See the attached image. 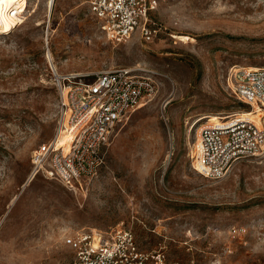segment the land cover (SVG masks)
<instances>
[{"label":"rangeland","instance_id":"1","mask_svg":"<svg viewBox=\"0 0 264 264\" xmlns=\"http://www.w3.org/2000/svg\"><path fill=\"white\" fill-rule=\"evenodd\" d=\"M9 0L0 29V264H68L66 235L128 229L172 264H264V156L222 179L195 172L200 117L251 111L231 68L264 67V0H158L162 32L107 40L87 0ZM49 10V11H48ZM151 72L156 92L118 126L98 175L81 187L32 175L54 134V74Z\"/></svg>","mask_w":264,"mask_h":264},{"label":"built area","instance_id":"2","mask_svg":"<svg viewBox=\"0 0 264 264\" xmlns=\"http://www.w3.org/2000/svg\"><path fill=\"white\" fill-rule=\"evenodd\" d=\"M87 5L99 30L114 44L137 30L146 43L162 32L154 17L158 0H87ZM54 77L57 126L33 151L32 175L78 188L98 175L118 126L156 92L157 83L151 72L135 68ZM228 82L235 98L252 111L257 108L260 116L256 120L234 113L200 125L189 161L195 172L211 180L224 178L238 162L264 156V67L231 68ZM64 244L74 253L68 264H172L162 249L140 250L132 232L121 226L109 232L78 230L66 235Z\"/></svg>","mask_w":264,"mask_h":264},{"label":"bare ground","instance_id":"3","mask_svg":"<svg viewBox=\"0 0 264 264\" xmlns=\"http://www.w3.org/2000/svg\"><path fill=\"white\" fill-rule=\"evenodd\" d=\"M53 3H54V0H49V2H48L50 11H51V8L53 6ZM8 4H9V0H0V29H4V30H9V28L11 27L9 20L4 15V9H5V7L8 6ZM249 68H257V67H249ZM237 114H239L241 117L249 116L250 118L256 119V120H258V118L260 116V112L257 108L253 109V111L252 110L251 111H245V112L240 111ZM221 115L222 114H220V113L205 115L202 118L200 117L198 122L201 120H205V122H208V121L213 122V121H218L220 119L226 118V116L223 117ZM65 140H66V138L64 139V141ZM62 141H63V139H62Z\"/></svg>","mask_w":264,"mask_h":264}]
</instances>
